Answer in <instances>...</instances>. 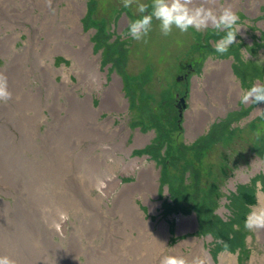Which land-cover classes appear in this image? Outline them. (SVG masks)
Returning a JSON list of instances; mask_svg holds the SVG:
<instances>
[{"label": "rangeland", "instance_id": "rangeland-1", "mask_svg": "<svg viewBox=\"0 0 264 264\" xmlns=\"http://www.w3.org/2000/svg\"><path fill=\"white\" fill-rule=\"evenodd\" d=\"M8 1L10 6L0 5V72L5 73L13 83L12 90H17L19 83L4 68L11 66L14 76L22 73L19 66L28 69L32 78L29 86H37V91H43L36 102L41 107L45 100L46 76L37 67L46 65V61L39 59L40 64L33 62L34 47L31 43H37L41 29L36 21L43 20L44 15H35L25 22L20 13L15 14L11 10L12 0ZM55 1L51 0L49 10L52 14ZM82 1L85 9L79 21L82 33L88 37L92 54L97 57L98 70L106 76L102 85L107 87L118 79L120 94L125 101L122 109H104L98 120L112 118V126H123L125 145L133 149L129 157L122 156L125 159L144 158V165L154 166L156 191L145 192V198L140 192L127 190L121 198L119 192L122 187L134 185L140 170L112 169L110 166L108 174L119 179L113 192L109 190L103 195L98 186L91 192L82 191L84 186L79 184L75 186V192L71 190L74 201H66L71 187L68 182L72 181L71 176L75 175L77 168L86 183L96 179L101 181L100 173L104 170L95 164L89 154L81 157L79 164L72 165L73 172L67 170L62 161L69 155L76 156L79 149L92 142L84 140L77 147L68 136L61 135L51 146L45 144L47 136L55 138L54 133L48 131L46 123L33 118L26 104L21 106L17 101L16 104L11 101L0 114V157L7 156L1 150L3 147L12 148L14 155L20 152L18 159L25 160V168L32 172L33 182L26 187H41L44 193L22 194L20 189L6 184L9 175L5 169L9 165L16 167L18 163L0 160V255L10 256L17 264H43L44 260L52 264L58 259L69 264L74 259L79 264H119L124 259L119 262L117 257L124 254L119 252L116 258L112 255L124 249V238L118 230L124 226L120 216L123 202L128 199L129 204L138 206L143 220L152 224H142L143 235L134 240L139 246H132L134 250H131L130 257L135 256L138 264H159L163 255L176 253L177 247L181 250L180 254L189 256L195 242L210 256L211 264H264V230L249 231L244 228L251 209L264 206V116L259 112L264 110V102H239L243 91L257 82L264 83V0H251L248 5L245 0L234 1L236 6L233 10L239 16L240 30L235 43L224 55L215 51V43L224 35L222 31L208 28L199 32L189 29L187 33H181L174 28L171 34L165 36L160 31L159 22L154 20L148 36L136 41L127 35L128 24L141 15L136 11L135 0L127 9L123 7V0ZM138 2L150 4L151 0ZM219 3L223 4L224 0H219ZM64 5V1L58 3V10L61 11ZM38 12L34 9L33 15ZM41 39H44L43 36ZM50 49L55 50L54 44ZM38 51L41 52V49ZM52 59L56 70L59 69L57 72L63 68L68 70L69 85L76 84V75L71 70L72 60L62 53L53 55ZM212 62L218 64L211 65ZM222 62H228L231 78L238 84L239 91L226 97L228 101L223 113L215 114L216 100L221 98L225 101L224 95L218 96L215 79V76L225 72ZM55 79L60 83L61 74L57 73ZM207 84L211 93H215L213 100L205 87ZM195 85L199 86L204 97L203 102H198V108L200 117L203 115L206 123L201 130L188 135V125L191 124L188 122L189 111L194 115L191 109ZM74 91L80 97L86 94L81 87L74 88ZM89 91L93 107L98 109L101 96L96 86L91 85ZM179 98L184 102L180 109L182 116L176 106ZM60 101L63 102L64 98ZM69 109L76 116L80 113L75 107ZM43 114L50 120L47 110ZM61 114L64 115V112ZM25 126L34 129V135L28 136ZM257 131L260 132L259 138L255 134ZM137 135L143 138L137 146H133ZM58 149L60 158L55 154ZM35 156L42 166H37L33 160ZM86 161L88 164H85ZM258 166V170L254 171ZM243 174L249 176L247 180L240 179ZM62 177L68 178L63 182ZM231 179H234L233 184ZM52 190L63 193L65 197L55 202L57 206L70 209L66 210L69 221L64 247L60 248L55 247L60 242L57 235L54 241L51 237L48 244H43L47 239L45 231L49 228L45 226L48 225V209L36 201L45 196L53 198L48 193ZM88 213L107 221L111 219L112 226L108 221L107 237L112 235L114 243L120 247L113 246V250L105 247L102 243L104 238L97 234L98 231L95 233L87 229L89 225L95 227L94 221L89 220V216L90 219L93 217ZM131 215L134 218V214ZM188 218L194 219L193 226L181 222ZM103 225L105 222L99 223L97 229L100 230ZM161 226L166 227L163 237L159 233ZM124 230L130 232L126 227ZM132 235L137 237V231L133 230ZM158 235L162 239L160 246L156 242ZM40 248L45 250L38 254ZM198 253V256H205L202 251ZM233 257L235 263L231 262Z\"/></svg>", "mask_w": 264, "mask_h": 264}, {"label": "bare ground", "instance_id": "bare-ground-1", "mask_svg": "<svg viewBox=\"0 0 264 264\" xmlns=\"http://www.w3.org/2000/svg\"><path fill=\"white\" fill-rule=\"evenodd\" d=\"M62 1L65 2V5L62 6L61 11H59L58 3ZM234 1L235 0H224V3L220 4L219 0H217V4L215 5V7L219 9L230 5L234 9L236 6V3H234ZM250 1L251 0H245V4L248 5ZM0 5L10 6V3L8 0H0ZM11 6V10L15 12V14L20 13L22 20L25 22H28V20L33 18L35 15H44L43 20L37 19L36 21L39 22V28L41 29V34L38 35V37L36 38L38 44L31 43V47H34L32 51L34 60L33 62L35 64H40L39 59H45L46 61V65H39L37 67L39 69V72L46 76V86H44L45 100L43 106L42 104L41 107L36 105V102L39 101L43 91H37V86L33 88L29 86V84H32V78H30L31 73L28 69H23L22 66H19L20 70H22V73L20 75L14 76L13 73H11V66H6L4 70H6L9 76L11 75L12 79L19 83V87L17 90H12L13 83L8 79V85L10 91L12 92V98L7 102L3 101V104H0V114L2 113V110L6 106H8L9 103H11V101L13 104H16L17 101V103L21 106L23 103L26 104L29 107V111L32 112V115L34 116L33 118L41 120V123L43 124L46 123L48 131L54 133L55 138H50L49 136H47L46 141H44L45 144L51 146L52 143L61 135H64V137L68 136L70 142H73V145L74 143H76L77 147H80L84 140L92 142L82 148L83 150L79 149L77 151L76 156L69 155L66 157V160L64 158L62 159L64 164H66L67 170L73 172L74 170L72 165L77 163L79 164V160H81L80 158L86 156L85 154H89V156L94 159L95 164L100 167V169L102 168L104 170L100 173L101 181L99 179H96L86 183L87 181L82 178V175L79 174L80 170L79 168H77L75 171V175L71 176L72 181L68 182V185H71V187L67 191V194L70 195L66 197V201H74L73 192L71 190L74 191L75 186L79 184H82L84 186V189H82V191L91 192L92 189H97L98 186V189H100V192H102L103 195L107 194L104 192H108L109 190L113 192L119 182V179L116 178L113 174H108V172L110 171V166L112 167V169L123 167V170H140L138 173V181L135 182L134 185L130 186V189L125 186L122 187L119 192L121 198L126 195L127 190H130L133 193L140 192L141 197L146 196L144 194L145 192L154 193L157 187L155 181L157 174L155 173L154 166L152 164L144 165V158L125 159L122 154L124 156L126 155L127 157H129L133 148L132 146L128 148L125 145L126 138L124 141V137L126 135V132L123 133V126H112V118L101 121L98 120L99 116L101 115L100 113L104 111V109L109 111L113 109H122V107H125V101L122 100L120 94V85L118 79H115V82L112 81L107 87H103L102 85L106 81V76L98 70L97 57L93 56L91 46L88 43V37L82 33L83 29L79 21V17L85 9L84 2L82 0H56L54 3L53 14L50 12L49 9L51 7L47 5L46 0H12ZM34 9H37L39 12L33 15ZM54 26L55 28L53 30ZM41 36H43L44 39H41ZM52 44H54L55 50L50 49ZM38 49H41V52L38 51ZM29 52L31 53L30 49ZM57 53H62L66 55L73 62L71 70L76 75L77 81L76 84H73L72 87L69 85L70 77L68 74V70L63 68L60 72H57L59 69L57 68L56 70L55 66L52 64V56ZM210 64L213 65L218 63L212 62ZM221 64H224L225 72L223 74L215 76L216 78L214 76H210L211 78H215L217 80L218 90L216 91L218 92V96L221 97L222 95H224L225 98V101H222L221 98H218L216 100L218 105L214 107L215 114L223 113L226 109L225 104L228 101V98L226 97L229 94H235V92L237 93L239 91L238 84L234 82V80L231 78V72L229 70L228 62H222ZM57 73H60L62 76L60 83H58L55 79ZM101 73L104 75V77L103 75H101ZM91 85L92 87L96 86V89L98 90V93L101 96V104L98 109H95L92 104L91 92L89 91L91 90ZM76 87L83 88V91L86 93L84 97H80L78 93L74 91V88ZM205 87L207 90H209L210 97L213 100V95H215V93H211V89L208 88L209 84H207ZM202 97L203 95L200 91L199 86L195 85V89L192 91L193 107L191 109V111L193 110L194 115H192V113L189 111L188 122L191 124L188 125V135L190 132L194 133L197 130H201V128L206 123V118H203V115L200 117L198 108V102L201 103L204 100V97ZM61 98H64L63 102L60 101ZM19 101H21L22 103H20ZM71 107H75L80 111V113H78V116L72 114L73 110L69 109ZM44 110H47L49 112L50 120H48L46 115L43 114ZM62 112H64V115L61 114ZM73 121H75V123ZM24 131L26 134H28V136L34 135V129L31 130V127L28 128L27 126H25ZM62 132L63 134H60ZM142 138L143 137L137 135L135 137V143L133 146H137L138 143L142 140ZM1 150L7 156L0 157V160L16 161L18 163L16 167H12L9 165V167L5 169L7 170L6 172L9 175L6 180V184L11 185L15 189H20V192L22 194H43L44 192H42L41 187L36 189L26 187L28 184L33 182V178L32 172L25 168V160L18 159V156H21V153L18 152L14 155L13 149L10 147H3L1 148ZM75 150H77V148L73 151ZM55 154H57V156L60 158L61 153L59 152V149L55 152ZM33 160L36 161V163L38 164L37 166H42L41 161L37 156L33 157ZM85 164H88V161H86ZM258 168L259 166L256 167L254 171H257ZM245 175L243 174L242 176H240V179H243V181L247 180L249 176ZM65 178L62 177L63 182L65 181ZM230 182L231 184H233L234 179H231ZM231 184L230 187H232ZM48 193H51L53 195V198L50 196H45L44 199L41 198L40 200H36L41 202L39 204L48 209V225L45 226L46 228H49L48 231H45L47 239L44 241L43 244H48L51 237L54 241V236L57 235L60 237V242H58V244H55V247H64L63 243L65 241L63 240L64 235L67 231L66 225L69 221V216L67 215L66 210L70 209L69 207L60 208L57 206V203H55L56 201H60L61 198H65L63 193H56L53 190ZM102 204L103 202L100 203V205ZM114 204L112 205L114 206ZM89 205H91V203ZM94 205L96 206L95 203ZM135 205L133 203L129 204L128 199H125L123 202V207L125 210L122 208V216H120V218L123 220L122 222L124 226L122 230L118 231H120L119 233L123 235L124 239L122 240V245L124 249L121 250L123 252L118 251L112 255L114 256V258H116L119 252L124 254V256L117 257V260L119 262L124 259V261L119 264L139 263V260H136V258H134L135 256L130 257L131 250H134V247L132 248V246L139 244L134 240L137 239L141 234L143 235L144 230L142 224L152 225L150 222H145L143 220L138 206ZM88 214L93 217L90 219L89 216V220L94 221L95 227L89 225L87 226V229H89L90 232L95 233L96 231H98L97 234H100L104 238L102 243L105 247H110L109 249H112L113 246H115V248L120 247V245L114 243L112 235L107 237L108 221L110 226H112L111 219L107 221L105 218H97L96 214ZM131 214H134V218ZM101 222H105V225H103V227L98 230L97 225ZM181 222H185L187 226H193L194 219L188 218ZM125 227L128 228L130 232H125ZM149 227L151 228V226ZM133 230L137 231V237H133ZM159 233L161 237H163V235L166 233V227L161 226V229H159ZM84 237H86L87 240H90L88 236L84 235ZM159 238V235L156 236V242H158V246H160L162 243V239ZM193 246L194 247H192L191 254L186 257L191 258L194 256H198V251H202V253L205 254L204 257H206L207 263L211 264L210 256L204 252L200 244L198 242H195ZM199 248L201 249L199 250ZM44 250L45 248H40V252L38 254L43 253ZM180 252V248L177 247L176 253L180 254ZM85 254L88 255V253ZM19 256H21V254ZM34 258L42 261V259L37 256H35ZM231 262H236L235 257L232 258ZM43 264L49 263L44 260ZM52 264L69 263L60 262V260L58 259ZM72 264H79L78 260L77 262L76 259L72 260Z\"/></svg>", "mask_w": 264, "mask_h": 264}, {"label": "clouds", "instance_id": "clouds-1", "mask_svg": "<svg viewBox=\"0 0 264 264\" xmlns=\"http://www.w3.org/2000/svg\"><path fill=\"white\" fill-rule=\"evenodd\" d=\"M136 2V11L141 15L128 24L127 35L133 40L140 41L148 36L154 20L159 22L160 31L167 36L173 29L181 33H187L189 29L197 32L213 28L224 35L215 43V51L224 55L235 43L240 30L238 25L239 16L229 5L217 9V0H151L150 4ZM51 7V0H46ZM134 0H123L124 8H131ZM12 98L9 89L8 78L0 72V101L7 102ZM241 104H259L264 102V83L257 82L240 95ZM264 116V110H259ZM256 136L259 138L260 132ZM244 228L264 230V206L253 207L244 221ZM227 248V244L224 245ZM0 264H17L16 260L8 255H0ZM159 264H207L206 257H186L182 254L170 252L163 255Z\"/></svg>", "mask_w": 264, "mask_h": 264}, {"label": "water", "instance_id": "water-1", "mask_svg": "<svg viewBox=\"0 0 264 264\" xmlns=\"http://www.w3.org/2000/svg\"><path fill=\"white\" fill-rule=\"evenodd\" d=\"M177 108L179 109V112H180V116H182V112L180 111L181 109V106H184V102H183V99H179V103L176 105Z\"/></svg>", "mask_w": 264, "mask_h": 264}, {"label": "trees", "instance_id": "trees-1", "mask_svg": "<svg viewBox=\"0 0 264 264\" xmlns=\"http://www.w3.org/2000/svg\"><path fill=\"white\" fill-rule=\"evenodd\" d=\"M177 194H181V192H178Z\"/></svg>", "mask_w": 264, "mask_h": 264}, {"label": "flooded vegetation", "instance_id": "flooded-vegetation-1", "mask_svg": "<svg viewBox=\"0 0 264 264\" xmlns=\"http://www.w3.org/2000/svg\"><path fill=\"white\" fill-rule=\"evenodd\" d=\"M185 78H186V77H185ZM185 78H184V79H185ZM182 79H183V78H182ZM179 99H180V98H179Z\"/></svg>", "mask_w": 264, "mask_h": 264}]
</instances>
